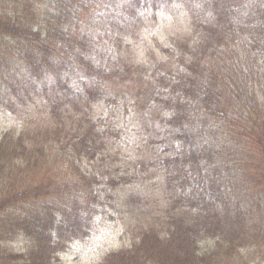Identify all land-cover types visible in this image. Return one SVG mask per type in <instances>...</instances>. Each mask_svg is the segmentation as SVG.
Listing matches in <instances>:
<instances>
[{
    "label": "trees",
    "instance_id": "16d2710c",
    "mask_svg": "<svg viewBox=\"0 0 264 264\" xmlns=\"http://www.w3.org/2000/svg\"><path fill=\"white\" fill-rule=\"evenodd\" d=\"M173 6L187 31L137 63L147 13ZM0 113L19 122L0 131V264H58L154 178L163 207L98 264L264 246V0H0Z\"/></svg>",
    "mask_w": 264,
    "mask_h": 264
},
{
    "label": "rangeland",
    "instance_id": "374dc122",
    "mask_svg": "<svg viewBox=\"0 0 264 264\" xmlns=\"http://www.w3.org/2000/svg\"><path fill=\"white\" fill-rule=\"evenodd\" d=\"M186 15L177 6H173L167 12L162 11L156 16L153 12L147 13L146 25L142 27L136 38L130 40L135 50L134 60L144 65L160 57L159 47L167 45L171 38L187 31L189 21ZM131 72L132 69L128 71L130 79L132 78ZM128 84L134 86V90L137 91L140 81L139 83L137 80L134 83L127 81L125 88ZM36 116L33 115L29 123ZM42 119L44 118L40 116L39 120L42 121ZM15 124H19L15 116L0 113V131L16 128ZM36 124L32 122L33 126ZM129 125L130 129H134L132 122ZM131 148L124 147V152L127 154L126 159L133 163L136 158V146H131ZM140 183L141 185L135 186L134 190L131 186L135 183L121 190L119 196L123 203L117 205L115 210L111 211L108 208L105 214L94 215L90 221L91 229L85 239L72 242L67 251L61 255L58 264H98L108 253L128 244L131 240L130 233H133L137 227L145 225L150 218L155 216L156 211L163 207V201L165 202V196L168 194L165 181L159 178H154L150 182L142 180ZM254 243L256 246L248 251L243 250L229 258L224 256L226 258L219 264H264V246L259 245L257 240ZM15 245L18 250L22 248L21 241H17ZM255 252L256 255H254Z\"/></svg>",
    "mask_w": 264,
    "mask_h": 264
}]
</instances>
